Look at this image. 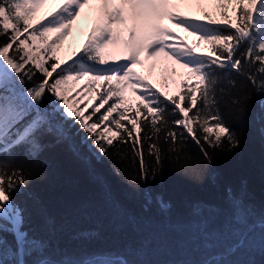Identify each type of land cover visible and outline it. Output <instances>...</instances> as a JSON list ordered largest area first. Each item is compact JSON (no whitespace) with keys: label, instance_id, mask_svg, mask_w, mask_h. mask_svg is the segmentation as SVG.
Here are the masks:
<instances>
[{"label":"snow or ice","instance_id":"6c2138e0","mask_svg":"<svg viewBox=\"0 0 264 264\" xmlns=\"http://www.w3.org/2000/svg\"><path fill=\"white\" fill-rule=\"evenodd\" d=\"M51 3L56 0H0V37L6 41L0 44V157H7L0 159V264H29L31 256L36 257L32 264H129L119 253H94L76 261L48 257V241L25 228L24 209L13 200L15 193L27 188L33 172L29 169L26 175L23 167H12L11 162L22 151L42 166L39 157L62 143L79 156L74 138L83 132L80 142L100 156H107L115 141L117 154L123 158L118 145H129L133 162L139 164L138 175L129 179L136 185L154 180L163 170L164 159L185 167L179 153L188 139L199 146L209 164L212 156L205 144L232 151L240 140L227 123L221 102L228 98L227 106H235L236 119L244 118L256 96L262 98L259 104L264 109V0H62L55 11L38 19ZM193 3L198 15L179 11ZM86 7L95 9V24L71 62L62 63L59 51ZM230 11L236 13L235 19ZM165 21L174 22L196 37V42L188 44ZM201 45L210 51L197 52ZM142 54L149 61L166 62L165 84L167 73L187 78L181 81L183 91L178 97L156 89L136 71L145 63ZM37 73L40 82L26 88ZM236 78H243L239 87ZM84 80L86 87L70 97L68 85ZM129 90L139 94L135 106L126 95ZM85 92L100 93L96 97L100 103L81 107L82 100L77 98ZM88 108L92 111L86 115ZM174 115L179 118L170 121ZM141 118L150 129L145 135L154 166L145 161ZM162 132L169 145L167 156L160 146ZM157 202L163 211L171 207L162 197ZM233 220L247 224V217L236 213ZM52 224L51 218L45 219L46 228ZM250 227H259L264 237V216ZM247 239L246 235L237 237L226 254L245 247ZM203 264L231 262L210 257Z\"/></svg>","mask_w":264,"mask_h":264},{"label":"trees","instance_id":"16d2710c","mask_svg":"<svg viewBox=\"0 0 264 264\" xmlns=\"http://www.w3.org/2000/svg\"><path fill=\"white\" fill-rule=\"evenodd\" d=\"M4 42L5 38L0 37V44ZM206 50L210 51L208 46ZM41 79L37 73L25 87H32ZM236 80L239 87L243 78ZM247 87L252 88L251 82H247ZM182 91L183 88L173 96L178 97ZM261 99L256 96L243 119L232 114L235 106H227V97L221 102L227 123L238 134V147L229 152L205 144L212 156L209 164L199 146L188 139L179 153L180 164L186 166L180 168L174 160L164 159L163 170L146 184L129 183L139 173L129 145H118L123 158L117 154L115 141L109 154L100 156L80 142L83 132L74 138L79 156L68 143H62L47 149L39 157L42 166H38L37 161L18 151L12 167H23L26 175L29 169L33 172L27 188L13 196L14 202L24 209L25 228L48 241L47 255L56 261H76L103 252L119 253L129 264H203L210 257L231 264H264V237L259 227H250L264 216ZM168 110L171 112V105ZM89 111L90 108L85 114ZM177 118L169 117L170 121ZM141 127L145 161L154 166L145 135L150 129L143 118ZM160 135V146L167 156L169 145L163 141V132ZM225 144L231 147L226 141ZM189 156L191 160L187 159ZM11 170L10 167L8 171ZM159 197L170 204L167 211L161 210ZM194 208L202 212L196 214ZM234 213L247 217V224L236 223ZM46 218L53 221L50 229L45 227ZM242 235L248 237L245 247L235 254H226ZM35 258L28 257L29 264Z\"/></svg>","mask_w":264,"mask_h":264},{"label":"rangeland","instance_id":"374dc122","mask_svg":"<svg viewBox=\"0 0 264 264\" xmlns=\"http://www.w3.org/2000/svg\"><path fill=\"white\" fill-rule=\"evenodd\" d=\"M62 0H56V3H51L47 5L44 9L41 10V12L38 14V19L43 18V16L48 13L55 11L59 6ZM179 11L184 15H198L199 10L198 6L196 4H189L185 6H181ZM230 15L234 16V13L230 11ZM96 21V12L95 9L92 8H85L81 14V16L77 19L76 23L74 24L72 33L67 36V38L64 40V43L59 51V55L61 57V62L63 63L65 60H68L71 62V59L76 56V54L80 51V49L84 46L88 39L89 32L91 31V28L94 26ZM166 26L170 27L172 31L176 34H178L181 37H184L185 41L188 44H194L196 42V37L189 36L188 33L184 32L182 29L176 27L174 22L171 21H165ZM207 45H201L199 48H197V52H207L206 50ZM111 51L117 52L118 49L110 47ZM141 59L145 60V63L143 66H137L136 71L139 72L141 75L145 76L147 79L151 81V83L154 85L156 89H159L161 91H166L169 95H175L178 93L181 89V81L184 79H187L183 76H171L170 73H167L168 80L167 84H165V75H166V67L167 64L164 61L160 62H154L149 61L146 59V55L142 54ZM156 63V67L152 68V64ZM183 71V70H181ZM106 83V82H102ZM189 83H194V81H189ZM87 85V81H80L78 83H70L68 85L69 89L71 90L69 92L70 97L75 96L77 91H80L84 89ZM103 92V88L100 89V93ZM100 93L97 92H91L90 94L85 92L84 96L82 98L78 97L77 99H81L82 102L80 104L81 107H84L85 104H92L93 107L98 105L100 101L96 98ZM129 101L135 106L138 101V93H133L130 90L126 93ZM111 103V101L109 102ZM107 107V105H105ZM91 109V108H90ZM92 111V109H91ZM89 111V112H91Z\"/></svg>","mask_w":264,"mask_h":264}]
</instances>
